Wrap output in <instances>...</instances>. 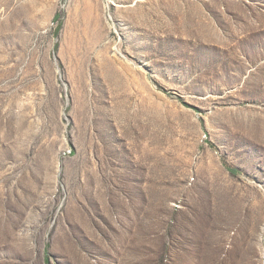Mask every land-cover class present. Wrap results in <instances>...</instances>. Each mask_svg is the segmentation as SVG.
<instances>
[{
	"label": "rangeland",
	"instance_id": "374dc122",
	"mask_svg": "<svg viewBox=\"0 0 264 264\" xmlns=\"http://www.w3.org/2000/svg\"><path fill=\"white\" fill-rule=\"evenodd\" d=\"M83 256L264 264V0H0V264Z\"/></svg>",
	"mask_w": 264,
	"mask_h": 264
},
{
	"label": "bare ground",
	"instance_id": "6f19581e",
	"mask_svg": "<svg viewBox=\"0 0 264 264\" xmlns=\"http://www.w3.org/2000/svg\"><path fill=\"white\" fill-rule=\"evenodd\" d=\"M87 241V244H89L91 241H94L93 239H88V240H86ZM98 244V243H97ZM82 260V262H84V263H89V260L87 259V257H85V256H83V258L81 259Z\"/></svg>",
	"mask_w": 264,
	"mask_h": 264
},
{
	"label": "trees",
	"instance_id": "16d2710c",
	"mask_svg": "<svg viewBox=\"0 0 264 264\" xmlns=\"http://www.w3.org/2000/svg\"><path fill=\"white\" fill-rule=\"evenodd\" d=\"M228 169H229L232 173L236 172V170L233 169V168H231V167H228Z\"/></svg>",
	"mask_w": 264,
	"mask_h": 264
}]
</instances>
